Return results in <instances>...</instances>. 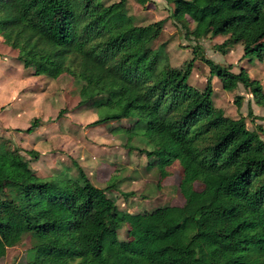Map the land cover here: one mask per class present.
Segmentation results:
<instances>
[{
    "label": "trees",
    "instance_id": "1",
    "mask_svg": "<svg viewBox=\"0 0 264 264\" xmlns=\"http://www.w3.org/2000/svg\"><path fill=\"white\" fill-rule=\"evenodd\" d=\"M129 1L0 0V43L35 76L83 83L79 107L101 111L92 126L134 120L140 134L129 139L139 134L152 144L140 151L158 169L159 185L180 164L187 205L120 212L108 196L113 177L105 188L81 168L77 177H41L25 156L38 161V152L0 141V263L30 236L28 264H264V130L225 116L212 78L227 92L243 85L264 107L262 84L203 55L172 67L167 44L157 45L166 20L137 25ZM165 1L189 40L223 36L220 51L243 43L245 58L264 61V0ZM198 59L211 74L204 90L189 83ZM40 127L35 118L17 131Z\"/></svg>",
    "mask_w": 264,
    "mask_h": 264
},
{
    "label": "rangeland",
    "instance_id": "2",
    "mask_svg": "<svg viewBox=\"0 0 264 264\" xmlns=\"http://www.w3.org/2000/svg\"><path fill=\"white\" fill-rule=\"evenodd\" d=\"M118 1L102 0L108 5ZM173 10L174 6L165 0H151L146 7L135 0L129 1V12L137 25L166 20L157 45L167 44L166 52L172 67L186 68L190 60L203 55L223 67L231 65L233 73L245 69L264 88V61L245 58L243 43L226 48L225 53L220 51L219 47L227 39L223 36L189 40L184 29L170 17ZM197 46L201 47L199 52H196ZM1 47L8 50L2 52L0 49V141L38 152V161L24 155L39 176L51 178L67 173L77 177L81 168L98 188H105L113 177L116 191L108 196L116 202L120 212L139 213L165 206L186 207V198L181 191L183 171L180 164L175 162L168 168L170 176L159 185L158 169H149L151 159L140 151H152L153 146L139 135V130L132 128L134 120L92 126L101 111L91 108L90 104L79 107L81 93L85 90L83 83L68 76L58 80L45 75L35 76L34 69H25L13 50L0 44ZM210 78L209 67L198 59L189 79L190 85L204 90ZM212 84L215 105L225 116L245 118L250 131L258 127L264 130V107L257 105L250 91L240 84L235 91L227 92L217 77L212 78ZM239 97L242 104L238 107L235 102ZM249 107L254 117L248 116ZM61 111L66 113L59 117ZM35 118L41 121V127L34 134L17 131H25ZM123 128L126 129L124 133H116ZM133 132L139 134L130 140ZM260 134L264 140V132ZM195 189L202 191L204 186L197 183ZM189 234L191 236L193 231ZM119 238H127V227L119 232ZM31 246L30 236L25 237L23 243L11 249L0 264H28L32 260Z\"/></svg>",
    "mask_w": 264,
    "mask_h": 264
},
{
    "label": "crops",
    "instance_id": "3",
    "mask_svg": "<svg viewBox=\"0 0 264 264\" xmlns=\"http://www.w3.org/2000/svg\"><path fill=\"white\" fill-rule=\"evenodd\" d=\"M1 44V43H0ZM3 45V44H2ZM4 46V45H3ZM7 47V46H6ZM3 48V49H2ZM9 48V47H8ZM1 50H2V52H5L6 50H8L7 48H4V47H1L0 48ZM12 50V49H11ZM14 52V51H13ZM16 53V52H15ZM14 54V53H13ZM17 54V53H16ZM124 121V120H123ZM122 122V121H121ZM106 124H104V125H101V126H105ZM98 127H100V126H98ZM29 128V127H28ZM124 129V130H123ZM122 130L121 129H119L118 130V132H116V133H124L125 131H126V129L125 128H123ZM143 155H145V154H143Z\"/></svg>",
    "mask_w": 264,
    "mask_h": 264
}]
</instances>
